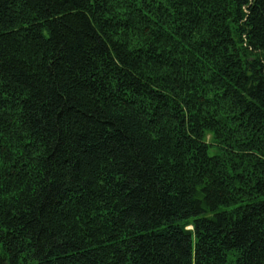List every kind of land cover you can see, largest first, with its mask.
I'll use <instances>...</instances> for the list:
<instances>
[{"label": "trees", "instance_id": "obj_1", "mask_svg": "<svg viewBox=\"0 0 264 264\" xmlns=\"http://www.w3.org/2000/svg\"><path fill=\"white\" fill-rule=\"evenodd\" d=\"M0 264H264V0H0Z\"/></svg>", "mask_w": 264, "mask_h": 264}]
</instances>
